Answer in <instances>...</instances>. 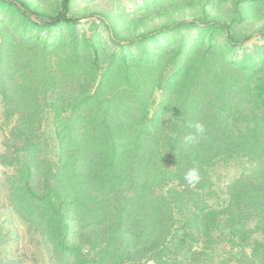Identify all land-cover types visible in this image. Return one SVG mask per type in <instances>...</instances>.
Wrapping results in <instances>:
<instances>
[{
	"label": "trees",
	"instance_id": "trees-1",
	"mask_svg": "<svg viewBox=\"0 0 264 264\" xmlns=\"http://www.w3.org/2000/svg\"><path fill=\"white\" fill-rule=\"evenodd\" d=\"M75 1L0 0L49 33L20 39L0 26V94L17 119L0 163L52 262L199 264L217 253L218 264H264V65L226 55L264 37V0H152L131 18ZM238 157L260 166L212 207L209 170Z\"/></svg>",
	"mask_w": 264,
	"mask_h": 264
},
{
	"label": "rangeland",
	"instance_id": "rangeland-1",
	"mask_svg": "<svg viewBox=\"0 0 264 264\" xmlns=\"http://www.w3.org/2000/svg\"><path fill=\"white\" fill-rule=\"evenodd\" d=\"M150 1L152 0H76L74 4L77 8L88 3H98L131 18L143 12L144 4ZM1 25H5L20 39H28L35 36L44 38L49 34L45 29H37L33 26L34 22L31 19L22 17L7 6H0ZM92 29H94L92 24H86L81 28L82 31H90ZM179 38L180 36L177 35L172 40H176L174 42L178 43ZM1 41L0 34V55L2 51ZM229 54H234L233 56L239 58V60L251 61L253 59L256 63L264 65V37L256 35L250 42L235 49H230L228 53L226 52V55ZM163 98L161 93H156L152 108L153 115L161 110ZM16 121V118H7L6 106L0 94V154L5 150L4 143ZM42 132L49 138L52 150L54 144L51 143L53 139V121L51 116L44 121ZM259 166L260 163L249 160L246 157H238L230 162L218 161L209 170L212 185L204 189L202 192L204 197L212 207L225 208L228 201L225 202L223 191ZM13 173L14 170L12 168L0 163V264H55L52 262L42 236L28 224L23 217L24 215L19 214L12 204L8 179ZM211 255L214 256H202L199 264H218L220 257L217 253H211Z\"/></svg>",
	"mask_w": 264,
	"mask_h": 264
},
{
	"label": "clouds",
	"instance_id": "clouds-1",
	"mask_svg": "<svg viewBox=\"0 0 264 264\" xmlns=\"http://www.w3.org/2000/svg\"><path fill=\"white\" fill-rule=\"evenodd\" d=\"M195 128L197 129V132L200 134H203L205 129L202 124H196ZM188 141H191L193 137L189 136L186 138ZM184 180L189 186H195L196 183L199 182L200 176L198 173V170L196 168H191L189 169L185 174H184Z\"/></svg>",
	"mask_w": 264,
	"mask_h": 264
}]
</instances>
